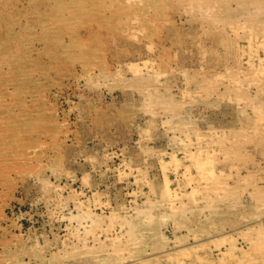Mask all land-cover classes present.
I'll return each mask as SVG.
<instances>
[{"label":"rangeland","instance_id":"obj_1","mask_svg":"<svg viewBox=\"0 0 264 264\" xmlns=\"http://www.w3.org/2000/svg\"><path fill=\"white\" fill-rule=\"evenodd\" d=\"M57 1L0 0V264H264V0Z\"/></svg>","mask_w":264,"mask_h":264},{"label":"bare ground","instance_id":"obj_2","mask_svg":"<svg viewBox=\"0 0 264 264\" xmlns=\"http://www.w3.org/2000/svg\"><path fill=\"white\" fill-rule=\"evenodd\" d=\"M66 0H58L57 2H65ZM124 1H127V2H130V1H132V2H134V3H136V1L135 0H124ZM189 2H191L192 3V0H188ZM71 2V1H70ZM80 1H77V3H79ZM200 2V1H199ZM201 2H203L205 5H206V9H209L210 8V2L212 3L213 1H210V0H202ZM209 2V3H208ZM76 3V4H77ZM202 4V3H201ZM201 4H200V6L199 7H201ZM63 5H65V3L63 4ZM198 5V4H197ZM58 6H62V5H58ZM83 6H86L84 3H82V2H80L79 4H78V6H76V7H80V8H83ZM224 6H226V4H224ZM68 7H69V9L71 10L74 6H71V5H68ZM205 8V7H204ZM203 8V9H204ZM205 10V9H204ZM133 14V13H132ZM103 15V17H102V22H104V24L106 23V19H107V17L105 16V13H103L102 14ZM96 17H98V14H97V16ZM139 19V17L138 16H134L133 18L131 17V19H130V21L132 20V22H136L137 20ZM130 26H132V25H130ZM134 26V25H133ZM139 27V26H138ZM137 27V28H138ZM126 28V27H125ZM135 29V28H134ZM122 30H125V29H122ZM136 30V29H135ZM130 31V30H129ZM120 32V31H119ZM249 37V36H248ZM259 41V40H258ZM261 42V43H260ZM259 44H263V47H264V40L262 39V40H260L259 42H258ZM256 46V45H255ZM254 46V47H255ZM253 47V48H254ZM255 50V49H254ZM137 70V69H136ZM211 85H213V84H211ZM255 115V114H254ZM255 117H257V116H255ZM189 156L191 157V158H193V160H195L194 162H195V165L199 168V170L201 171V166H202V161L201 160H199L196 156H194L193 154H189ZM174 157V156H173ZM174 160V159H173ZM166 163V162H165ZM165 169V168H164ZM175 170V169H174ZM203 172V171H202ZM166 192H169V190H167ZM219 200V199H218Z\"/></svg>","mask_w":264,"mask_h":264}]
</instances>
